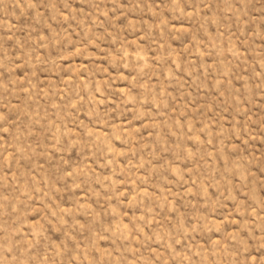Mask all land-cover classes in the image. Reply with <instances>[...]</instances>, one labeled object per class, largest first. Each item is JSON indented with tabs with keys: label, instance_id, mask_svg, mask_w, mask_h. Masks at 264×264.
<instances>
[{
	"label": "rangeland",
	"instance_id": "374dc122",
	"mask_svg": "<svg viewBox=\"0 0 264 264\" xmlns=\"http://www.w3.org/2000/svg\"><path fill=\"white\" fill-rule=\"evenodd\" d=\"M0 264H264V0H0Z\"/></svg>",
	"mask_w": 264,
	"mask_h": 264
}]
</instances>
